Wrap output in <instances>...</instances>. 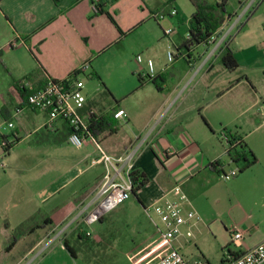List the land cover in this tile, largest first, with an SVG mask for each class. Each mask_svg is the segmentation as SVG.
I'll return each mask as SVG.
<instances>
[{"label": "crops", "instance_id": "obj_1", "mask_svg": "<svg viewBox=\"0 0 264 264\" xmlns=\"http://www.w3.org/2000/svg\"><path fill=\"white\" fill-rule=\"evenodd\" d=\"M245 1L239 0L240 9L244 7ZM256 1L259 2V0L251 2ZM165 2L166 0H0V136H5L9 142L15 141L12 148L6 152L0 143V163L19 148L25 147L28 151H37L52 142L61 140L67 142L69 131L67 123L62 120L56 122L54 129H48L45 126L46 113L29 106L23 107L20 112L11 108L10 120L6 121L1 109L8 102L9 95H15L14 81L22 79L39 66L44 73L37 76L36 81L44 79L46 75L65 80L73 71L80 70L81 65L88 64L89 68L78 74V77L82 79L81 74L89 73L88 70L92 68V58L107 52L114 43L121 42L147 24L152 30H157V17L160 12L158 9ZM97 4L102 5V8L111 14L119 28L108 14L98 12ZM243 11L238 12L237 9L227 12L230 16L227 17L219 33H222L228 22L233 23ZM256 11V7L251 6L242 16L237 30L239 34L234 42L239 48L237 52L248 53L251 57L253 53L262 55L256 60L258 63L260 61V64L254 67L246 66L228 42L239 66L235 70L226 69L220 60L219 64L213 60V57L219 54L220 47L215 49L210 43L198 57L192 55L193 49L190 53L187 51L186 54L185 52L182 54L191 67L200 62L197 72L205 70V78L196 82L192 79L188 80L189 70L183 73L182 65L177 64L174 65L177 78L169 85L168 74L163 71V66L165 63L167 65L173 63L177 53L181 54L178 48L180 43L175 33L173 36H168L165 41L160 39L158 42L159 49L162 51L167 52L171 45L177 48L172 61H168L166 57V61L161 62L160 52L155 50L146 55L154 60V76L148 78L145 65L138 64L133 71L139 82L135 89L137 97L134 104L129 102L130 95L118 100L104 83H102L104 89L95 96L89 97L86 94L87 102L83 112L95 109L97 115L105 116L112 124H125L131 129L130 133L123 135L119 144L116 141L108 145V153L121 154L136 145L138 141L144 140L136 157V170L143 171L149 178L147 184L139 189L136 195L143 207L160 199L176 184H179L187 195L188 200L184 206L195 209L201 217V207L209 202V199L218 203L222 202L217 187L222 184L223 177L209 168V164L217 158L226 163L223 156L226 146L221 144L219 147L212 120L215 114L219 113L216 102L225 96L229 97L224 100H230L236 96V90L240 86L243 92L247 91L248 94L256 96V98L253 97L254 105L259 103L258 93L264 94V42L261 40V32L258 33L262 18L259 21L251 19ZM254 31H257L258 35L249 39L248 34ZM159 33L160 31L155 32V35L159 37ZM163 34L166 36L164 32ZM240 39L243 40L241 45L238 44ZM206 53H208L207 56ZM250 68L261 70L263 79L258 80L246 72ZM236 71L240 74L238 80L235 79ZM92 72H95L94 75L100 79L96 71ZM139 76L144 79L141 81ZM155 77L157 79L153 82L151 78ZM119 109H124L127 116L115 118L114 113ZM255 116L253 119H258L255 128L262 129L264 133V118ZM7 122H13L14 126L8 127ZM116 130L101 134L98 142L116 135L119 126ZM244 141L256 155L257 161L234 176V180L228 185L235 217L221 219L222 223L229 227L230 234L232 231H241L245 236L251 230L261 231L262 236L251 245L253 246L264 239V140L261 138L252 141L244 139ZM112 146L114 149L111 148ZM95 155L90 157V162ZM90 162L91 170L93 167L95 169L88 173L87 179H91L92 186L86 194L78 200L75 198L76 191H73L70 195L52 200L48 204L49 198L43 197L40 199V205L44 204L42 209L40 205H28L32 202L31 199H25L22 202L25 203L24 205L17 204L15 201L20 198L13 196L10 190L11 180L0 181V216L1 214L9 217L10 215L19 216L12 223L0 224V233L10 238L9 233L13 229L22 227L21 230H23L27 222L34 221V218L38 221L40 215L42 216V220L36 225L26 228L14 237L11 248L28 240L29 235L35 231V227L40 228L39 235L27 243L24 252L12 264H22L24 261L26 264L29 261L33 263L46 251H48L46 260L50 259L59 246L69 253L64 241L67 240L70 245L73 244L70 234L83 223L84 213L91 209L89 204L102 177V166L91 165ZM4 166L5 163H2V167ZM80 173L81 170L77 176ZM77 176L64 180L60 187L68 186ZM150 184L153 188L147 190ZM25 186L28 187L26 184ZM9 200L14 205V208L10 210L8 209ZM37 206L38 209H36ZM20 207L22 209L19 211ZM251 246L244 248L241 241V247L238 250L243 252ZM182 253L185 255L184 252ZM232 256L234 255L227 254L221 264H227ZM186 258L196 261L187 256Z\"/></svg>", "mask_w": 264, "mask_h": 264}, {"label": "rangeland", "instance_id": "obj_2", "mask_svg": "<svg viewBox=\"0 0 264 264\" xmlns=\"http://www.w3.org/2000/svg\"><path fill=\"white\" fill-rule=\"evenodd\" d=\"M208 1L211 3L216 2V0ZM251 1L246 0L244 7L240 9L239 0H228L226 11L232 12L238 9V12H242L245 10V7H248L252 3ZM167 2L168 0L164 4ZM164 4L159 6L158 10H163ZM251 6L256 7L257 10L251 19L259 21L262 18L258 33L261 32V40L264 42V3L259 0V2L252 3ZM173 7L176 13L172 15L170 13L171 16L168 13L162 15L159 13L156 24L157 30H152L151 26L147 24V26L135 31L134 34L124 38L121 42L114 43L107 52L92 58V68L88 70L89 73L81 74V78L85 83L84 91L89 97L95 96L101 89H104L105 85L118 100L130 95L129 102L134 104L137 97L135 89L139 82L133 71L138 64L141 66L145 65L147 68L145 62L138 63L135 57L140 53L143 54V57H146L148 53H153L157 50V52H160V61L164 63L166 61V51L159 49L158 42H160V39L164 41L167 39L168 35L165 34L166 36H164L163 34L166 29L172 31L169 36H173L176 33L178 42L180 43L178 48L181 51V54H178L177 48L171 45V50L177 53L176 60L168 65L165 63L163 66V71L168 74L167 82L169 85H171V81H175L177 78L174 73V65L177 64L182 65L183 73L189 70L188 80L192 79L196 82L205 78V70L202 69V71L197 72L200 62L191 67L182 56L184 52L185 54L187 52V49L183 46V41L188 35L189 19L194 10L193 5L190 0H175ZM244 21H246L245 18ZM109 25L111 24L109 23ZM231 25L232 22L226 24L224 31L216 36L215 43L212 45L215 46L221 40ZM111 27L113 26L111 25ZM158 31H160L159 37L155 35V32ZM258 33L254 31L248 34V38L252 39ZM238 34L239 31L236 29L232 30L225 41L230 42V45L238 53L246 66L254 67L260 64V61L258 63L256 60L262 55L258 53L254 55L253 53L251 57L248 53L242 54L237 52L239 48L236 47V43L234 42ZM242 43L243 40L240 39L238 44L241 45ZM207 48L205 44L196 45L193 47L192 55L198 57ZM207 55L208 53H206ZM217 57L218 55L214 56L213 60L219 64V58L217 59ZM93 70L100 76V79L94 75L95 72H92ZM246 72H249L258 80L263 79V72L259 69L250 68ZM235 76V79L237 78L238 80L240 77L238 71H236ZM240 87L236 90V96L230 98V100H224L226 97H229L225 96L215 104L219 113L215 114L212 123L214 122L213 129L218 137L219 147H221V144L225 145L222 137L224 131L226 133L238 131L244 139L250 141L254 139L260 140L261 138L264 140L262 129L255 128L257 124L256 120L258 119H253L255 114L257 117L264 118V94L263 92L258 93L257 98L259 99V103L254 105L256 96L248 94L247 91L243 92V88ZM113 125L114 130L119 126L118 133L108 140H99L101 148L106 152H109V144L116 143V141L119 144V141L123 139V135L131 132V129L125 126V124L117 125L114 123ZM111 148L114 149V146ZM97 150V143L94 139H90L80 146L61 140L49 143L48 146L46 145L37 151H28L25 147L19 148L13 151L10 157L2 161V163H5L4 167L0 163V181L11 180L12 183L10 185L12 187L10 190L14 197L20 198L15 201L17 204H21L25 199H31L32 202H29L28 205H40V199L43 197L49 198L48 204L52 200H57L68 194L70 195L73 191H76L75 198L79 200L83 194H86L91 189V179H87L88 173L91 170L89 162L90 157L95 155L98 152ZM223 156L226 161V172L231 177L228 180L221 178L222 184L217 187L218 195L221 197L222 202L218 203L209 199V202L204 203L201 207L202 222L195 230V236L190 238L188 242L184 239L181 240L183 246L180 247V250L188 258L200 261L203 264H221L222 260L229 254L227 246H229L231 251L240 248L233 243L229 227H226L221 219L227 220L235 217V209L233 204L231 206V194L228 188L230 182L234 180L231 171L235 169V165L224 152ZM79 170H81V173L77 176ZM76 176L77 178L69 183L68 186L60 187L64 180ZM25 184L28 186L27 188ZM59 187L63 189L60 190ZM152 188L153 185L150 184L147 190H151ZM22 204L24 205L25 203ZM43 205L42 203L39 206L40 209L44 208ZM10 208H14V205L9 200L8 209L10 210ZM21 209L20 207L19 211ZM36 209H38V206ZM203 213L206 215H203ZM0 217V224L12 223L19 218V216L16 217L15 215H10L9 217L3 214ZM35 219L34 221L27 222L23 226V230L36 225L42 220V216L40 215L38 221H35ZM76 228L70 234V240L78 252L77 256L72 257L64 248L62 249L59 246L50 259L47 258L46 260L48 255V251H46L45 254L40 256V259L33 263L29 261L27 264H152L170 250L167 241L156 229L154 223L146 214L143 205L140 203L139 197L136 195H132L127 201L106 213L99 222L91 225L82 223ZM21 229L22 227L13 229L9 233L10 238H6L4 233H0V264H12L15 262L26 249L27 243L40 233V228L35 227V231L29 235L28 240L22 241L15 248L9 247L14 237H17L23 231ZM230 229L232 228L230 227ZM79 232L89 233L90 238L79 240L76 237ZM262 234L259 230L249 231L241 240L243 247L251 246ZM174 243L178 244L177 242ZM52 247L56 248L55 246ZM22 264H26V261Z\"/></svg>", "mask_w": 264, "mask_h": 264}, {"label": "built area", "instance_id": "obj_3", "mask_svg": "<svg viewBox=\"0 0 264 264\" xmlns=\"http://www.w3.org/2000/svg\"><path fill=\"white\" fill-rule=\"evenodd\" d=\"M260 1L264 2V0ZM251 5L252 3L232 23L221 40L214 46L215 49L225 43L232 30L239 29L240 20ZM170 13L175 14L176 10L173 9ZM171 32L170 29L165 30V34L168 36ZM216 36L211 38L210 43H215ZM166 57L168 61L174 59L175 52L171 50V47L167 50ZM135 58L139 63H146L147 76H154L155 63L152 58L143 57L142 54L136 55ZM88 68V64H83L80 66V72ZM78 74L65 80L46 75L43 85L34 90L28 97L29 107L46 113L45 126L48 129H54L56 122L59 120L67 123L69 127L67 142L76 146L83 145L90 139L95 140L89 131V121L91 116L97 115L95 109L83 112L87 95L84 91L85 83L78 77ZM24 85L30 87L27 81L24 82ZM22 109L23 107H18L15 111L20 112ZM126 116L127 113L124 109H119L114 113L115 118ZM7 126L13 127L14 123L7 122ZM222 137L224 141L227 140L225 132H223ZM95 141L98 152L90 163L91 165H101L103 172L94 197L89 204L91 209L85 212L82 217V221L86 225L99 222L106 213L112 211L133 195L135 187L133 173L136 171V157L144 142V140H140L136 145L131 146L121 154L113 155L104 151L99 142ZM236 173L237 168L235 166L231 174L234 176ZM221 176L225 180L231 177L226 171ZM187 200V195L180 185L176 184L160 199L144 207L146 214L170 247L169 252L153 264H203L200 261H190L179 250L183 246L181 240L184 239L188 242L190 238L194 237L195 230L202 220L201 215L195 209L184 206ZM243 236L244 233L241 231L231 232L232 241L238 247H241ZM227 264H264V239L244 250L241 254L232 256Z\"/></svg>", "mask_w": 264, "mask_h": 264}, {"label": "trees", "instance_id": "obj_4", "mask_svg": "<svg viewBox=\"0 0 264 264\" xmlns=\"http://www.w3.org/2000/svg\"><path fill=\"white\" fill-rule=\"evenodd\" d=\"M175 0H168V2L163 8V10H160L159 13L161 14H167L171 12V10L175 9L173 7V2ZM191 4L194 7V10L190 16L189 19V29H188V35L183 43V46L187 49V51H190L193 49L194 46L199 44H205L209 45L210 40L213 36L220 34V30L222 26L224 25V22L226 21L227 17L230 16V14L226 11V5L228 0H216V2L211 3L206 0H190ZM98 12L100 13H106L111 18V20L116 24V26L119 28L118 24L114 20V18L111 16V14L108 11H105L102 8V5H98ZM188 53V54H189ZM218 58L220 62L225 66L228 70H235L238 68L239 63L238 60L230 48L228 41H225V43L220 47ZM44 70L41 66L35 68L31 72H29L27 75H25L22 79L14 81V89H15V95H9V100L7 103H5L1 109V112L5 118L6 121L10 120V112L11 108H18V107H26L28 106V97L29 95L39 88L41 85H43V80L45 79H37L36 77L39 76ZM80 72L79 69H76L73 71L69 77H75L76 74ZM44 73V72H43ZM149 78V76H148ZM139 79L142 81L143 79L139 76ZM157 77L151 78L153 82H155ZM27 81L30 84V87H27L24 85V82ZM9 113V115H8ZM113 124L107 120V118L103 115H93L90 117L89 121V131L91 132L93 138L97 140L98 137L105 133V132H115L116 129H113ZM225 132V131H224ZM227 140L225 141V153L230 159V161L236 166L237 173L234 176H237L239 173L244 171L245 169L249 168L253 164L256 163L257 157L254 154V152L249 148L247 143L244 141L241 134H239L237 131H229V133H226ZM1 137V145L4 151H9L15 141L9 142L8 139H6L5 136ZM225 166L226 163L221 160L220 158H217L213 160L209 164V168L216 171L219 174H222L225 172ZM134 175V189H133V195H137V192L139 189H141L144 185L147 184L149 181L148 176L141 170L137 169L133 173ZM102 220V219H101ZM89 233L82 232L79 233L77 238L79 240L81 239H88L90 238ZM64 245L69 251V253L75 257L77 256V250L74 247V245H70V243L65 240ZM11 245H9L10 247ZM228 247V253L229 255L237 256L242 253L241 250L231 251L229 246ZM230 260V259H229ZM223 261V260H222Z\"/></svg>", "mask_w": 264, "mask_h": 264}]
</instances>
